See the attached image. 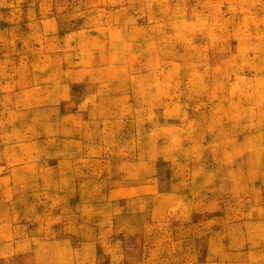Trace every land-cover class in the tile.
I'll use <instances>...</instances> for the list:
<instances>
[{
	"label": "rangeland",
	"instance_id": "1",
	"mask_svg": "<svg viewBox=\"0 0 264 264\" xmlns=\"http://www.w3.org/2000/svg\"><path fill=\"white\" fill-rule=\"evenodd\" d=\"M0 264H264V0H0Z\"/></svg>",
	"mask_w": 264,
	"mask_h": 264
}]
</instances>
